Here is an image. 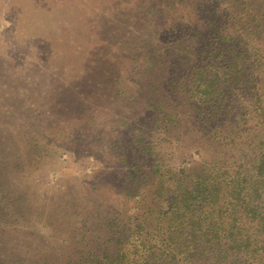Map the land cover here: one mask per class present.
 <instances>
[{
    "label": "trees",
    "instance_id": "trees-1",
    "mask_svg": "<svg viewBox=\"0 0 264 264\" xmlns=\"http://www.w3.org/2000/svg\"><path fill=\"white\" fill-rule=\"evenodd\" d=\"M158 2V38L118 49L158 77L164 95L148 106L170 137L181 135L183 108L200 134L192 154L176 164L158 143L137 146L149 169L133 166L113 206L65 202L64 234L35 225L55 230V251L32 263L4 250L1 234L20 231L30 212L0 187V264H264V0Z\"/></svg>",
    "mask_w": 264,
    "mask_h": 264
},
{
    "label": "rangeland",
    "instance_id": "rangeland-1",
    "mask_svg": "<svg viewBox=\"0 0 264 264\" xmlns=\"http://www.w3.org/2000/svg\"><path fill=\"white\" fill-rule=\"evenodd\" d=\"M164 7L158 0H0V187L19 194L30 212L20 231L1 234L8 253L21 251L32 263L55 251V230L40 234L36 226L52 223L64 234L65 202L116 204L133 166L150 167L135 151L143 142L158 143L171 163L192 154L200 134L183 108L181 135L170 137L148 106L164 95L158 77L118 49V41L135 47L146 35L158 38Z\"/></svg>",
    "mask_w": 264,
    "mask_h": 264
}]
</instances>
